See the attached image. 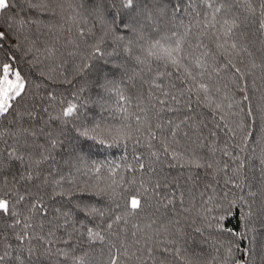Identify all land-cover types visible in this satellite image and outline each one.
<instances>
[{
  "label": "snow or ice",
  "instance_id": "6c2138e0",
  "mask_svg": "<svg viewBox=\"0 0 264 264\" xmlns=\"http://www.w3.org/2000/svg\"><path fill=\"white\" fill-rule=\"evenodd\" d=\"M262 233L264 0H0V264H264Z\"/></svg>",
  "mask_w": 264,
  "mask_h": 264
},
{
  "label": "trees",
  "instance_id": "16d2710c",
  "mask_svg": "<svg viewBox=\"0 0 264 264\" xmlns=\"http://www.w3.org/2000/svg\"><path fill=\"white\" fill-rule=\"evenodd\" d=\"M68 3H72V0H68ZM184 23H187V20L184 21ZM89 26H90V22H89ZM156 67V64H153V68ZM163 70L162 66H161V71ZM257 84L259 85L260 82L257 81ZM133 103H135V101H133ZM97 119L100 118L101 115L107 116V113H99L97 112ZM221 144H223V140H221ZM85 151H87V146H85ZM121 159H122V150L121 149H100L99 151H96L95 149H93L91 151L90 154V160L89 163L92 162H97V163H104V164H108V163H112V164H120L121 163ZM128 159H131V149H129L128 152ZM232 225L237 224V220L233 219L231 221ZM188 232L190 233L189 237H188V245L191 246L192 245V240L195 239L197 242H199V240L201 239L199 235L195 234L191 228L188 229ZM206 235V234H205ZM262 235H264V233H262ZM240 258V257H238Z\"/></svg>",
  "mask_w": 264,
  "mask_h": 264
}]
</instances>
